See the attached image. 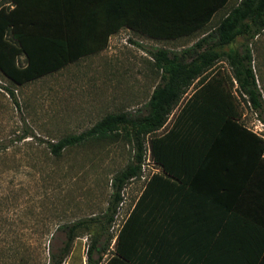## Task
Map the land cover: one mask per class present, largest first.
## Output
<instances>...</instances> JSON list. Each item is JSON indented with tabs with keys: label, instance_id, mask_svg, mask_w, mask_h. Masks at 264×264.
I'll return each instance as SVG.
<instances>
[{
	"label": "trees",
	"instance_id": "16d2710c",
	"mask_svg": "<svg viewBox=\"0 0 264 264\" xmlns=\"http://www.w3.org/2000/svg\"><path fill=\"white\" fill-rule=\"evenodd\" d=\"M228 1L0 0V73L16 86L105 49L120 27L154 40L202 32L178 53H149L160 76L145 115L110 113L84 132L45 143L55 158L95 140L131 146V161L111 181L105 231L125 184L141 175L148 141L160 173L146 181L104 264H264V139L241 122L244 102L264 124L250 48L264 32V0H239L209 30ZM238 37L239 49L230 48ZM194 82L170 128L155 135ZM99 223L59 226L64 240L57 251L49 245L47 264H63L78 233ZM97 242L86 264L101 263L108 243Z\"/></svg>",
	"mask_w": 264,
	"mask_h": 264
},
{
	"label": "rangeland",
	"instance_id": "374dc122",
	"mask_svg": "<svg viewBox=\"0 0 264 264\" xmlns=\"http://www.w3.org/2000/svg\"><path fill=\"white\" fill-rule=\"evenodd\" d=\"M201 33L154 40L121 31L98 55L21 86L13 85L0 73V264H47L49 245L57 251L64 240L58 227L81 219L100 223L78 233L63 264H86L94 239L97 248L108 243L100 264L111 256L119 229L146 181L160 173L147 139L141 175L125 184L114 220L105 231L101 225L112 192L111 181L131 161V146L120 138L95 140L69 148L55 158L45 143L84 132L110 113L145 115L146 103L160 76L149 53L158 49L178 53L192 46ZM253 41L250 48L256 70L260 63L264 65V32ZM242 42L238 37L230 48L239 49ZM218 67L228 69L225 63ZM194 85L196 82L155 135L170 128ZM257 120L252 110L241 117L248 129L264 139V125ZM96 257L93 251L92 258Z\"/></svg>",
	"mask_w": 264,
	"mask_h": 264
},
{
	"label": "crops",
	"instance_id": "0c3cea01",
	"mask_svg": "<svg viewBox=\"0 0 264 264\" xmlns=\"http://www.w3.org/2000/svg\"><path fill=\"white\" fill-rule=\"evenodd\" d=\"M230 2H231V0H229L221 10L217 11V12L213 15L212 21L209 23V24L211 25V27L209 28V30H211V29L213 28L212 26H215L216 21H218L220 18L224 17V16L226 15V12H227L231 7L235 6V5L239 2V0H235L233 3H230ZM209 24H208V25H209ZM198 30H200V29H197V31H198ZM121 31H127V32H131V33H133V31H132L131 29L127 28V27H120L116 33H114V34H112V35L109 36V38H108V43H107V47H108V45H109L110 39H111L113 36H116V35H117L119 32H121ZM133 34H134V33H133ZM141 37H143V36H141ZM200 37H202V35H201ZM145 38H146V37H145ZM107 47H106L105 49L101 50V51L96 52V53L89 54V55H87V56H85V57H83V58L77 60L76 62H78V61H80V60H83V59H85V58L91 57V56L98 55L99 53L105 51V50L107 49ZM259 66H260V67H259ZM259 66L257 67V70L254 69V73H255V77H256L257 88H258V90H259V92H260V95H261V101H262V105H263V109H264V70H262V67H264V65L260 63ZM241 103H242L243 112L245 111V113H247L249 110H251V109L249 108L248 104H245L244 102H241ZM245 113L242 114V118L244 117V114H245ZM257 122L259 123V125H260V124H263L260 120H257ZM263 125H264V124H263Z\"/></svg>",
	"mask_w": 264,
	"mask_h": 264
}]
</instances>
